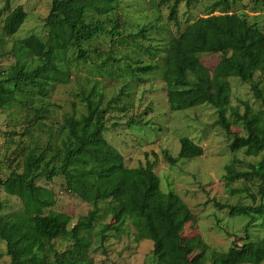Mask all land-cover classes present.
<instances>
[{
	"label": "trees",
	"instance_id": "1",
	"mask_svg": "<svg viewBox=\"0 0 264 264\" xmlns=\"http://www.w3.org/2000/svg\"><path fill=\"white\" fill-rule=\"evenodd\" d=\"M47 1L50 2L45 20L48 36L41 39L32 35L14 44L12 51L17 63L9 72L0 73V110L16 105L18 92L24 87H31L38 96H46L47 85L68 83L73 62L91 58L90 52L97 56L98 69H105L112 60L118 62L111 53L104 58L98 48L85 47L103 35L112 40L123 36L118 17L120 0ZM192 1L162 0L161 3H171L170 17L176 19L177 7L183 2L190 6ZM262 4L263 0H255L256 8ZM229 10V0H218L205 17L187 25L169 42L161 65L144 64L136 69L141 74H162L172 111L212 105L219 114L218 125L226 131L231 127L226 115L230 91L221 82L239 78L253 83L255 71L264 75V32L247 14ZM3 11L8 13L3 32L14 36L28 14L22 5L12 9L9 0ZM157 52L156 49L146 54L155 57ZM203 54L220 55L211 77L207 76L201 62ZM92 90L81 98L84 112L64 117V125L58 132L60 144L54 142L52 134L45 148H35L27 154L23 165L19 164L21 170H11L6 176L0 173V188L22 203V208L12 217L5 219L0 215V238L7 244L11 264H95L93 258L88 257L92 246L90 232L101 216L103 202H109L110 213L120 214L123 224L131 222L138 240L153 242L152 255L157 264H193L190 258L193 248L182 242L186 224L194 219L192 211L178 194L162 190L161 179L154 171L155 161L147 157L146 164L136 168L125 164L122 154L105 137L107 114L118 108H111L112 101L104 102L103 94L96 92V87ZM252 90L264 107L263 92L256 85H252ZM36 112L37 119L42 120L41 114H46L47 109L39 107ZM233 115L234 121H242L246 134L234 137L230 145L232 152L245 150L249 156L262 157L257 164L250 165L249 171L227 166L226 184L256 181L257 194L264 200V109L254 112L245 103L244 113ZM129 124L138 122L132 120ZM42 125L39 121L28 124L29 132L25 128L23 135L30 134L31 126ZM16 133L11 132V137ZM203 153V148L191 139L182 138L176 158L165 154L168 161L176 165L179 160L199 158ZM60 177L67 193L92 206L88 215L71 229V217L52 210L56 204L53 190L38 184L41 179ZM2 205L0 200V209ZM219 207L229 208L235 215L252 217L262 213L252 206ZM83 232L87 236H83ZM101 238L103 241L104 234ZM58 239H70L73 244L59 252L54 242ZM197 260L198 264H264V238L251 241L247 233L241 245L235 243L224 252L202 244Z\"/></svg>",
	"mask_w": 264,
	"mask_h": 264
},
{
	"label": "rangeland",
	"instance_id": "2",
	"mask_svg": "<svg viewBox=\"0 0 264 264\" xmlns=\"http://www.w3.org/2000/svg\"><path fill=\"white\" fill-rule=\"evenodd\" d=\"M161 1L120 0L118 17L123 36L112 40L103 35L85 47L88 50L98 48L104 58L111 53L118 62L112 60L105 69H98L97 56L90 52L91 58L73 62L68 83L47 85L46 96H38L31 87H24L18 92L16 105L0 110V173L6 176L11 170H21L27 154L35 148H45L53 135L54 142L60 144L58 132L64 125V117L84 112L81 98L88 96L96 87L100 91H95L103 94L104 102L112 101L114 105L111 108H118L107 114L108 131L105 137L122 154L125 164L136 168L145 165L147 157L155 161L154 171L161 179L162 190L178 194L192 211L194 219L186 224L182 242L193 248L190 258L193 264H198L202 244L224 252L235 243L241 245L247 233L251 241L264 238V200L257 194V182L240 180L227 186L225 181L227 166L249 171L250 165L261 160L262 155L249 156L245 150L232 152L230 145L236 135L246 134L242 121H234L236 117L233 114L242 115L245 103L254 112L264 109L262 101L252 90V85H256L264 94V75L255 71L253 83L239 78L221 82L230 91V105L226 113L231 122L229 131L218 125L219 114L212 105L172 111L162 74H141L136 69L144 64L161 65L169 42L179 36L187 25L205 17L218 0H193L190 6L183 2L177 7L176 19L170 17L171 3L162 4ZM9 3L12 9L22 5L28 15L16 35H5L3 25L8 13L3 11L6 0H0V73L9 72L16 65L18 59L12 48L18 40L32 35L41 39L48 36L45 20L50 11L49 1L9 0ZM229 4L232 13L247 14L264 32V0L258 8L255 0H229ZM156 49L155 57L146 54L147 51L154 53ZM200 59L207 76L211 77L220 62V55L203 54ZM39 107L47 109L46 114H41L42 120L36 116ZM132 120L138 124L130 125ZM35 121L43 125L31 126L30 134L23 135L28 124ZM13 131L17 133L11 137ZM26 132H29L28 128ZM182 138L191 139L203 148L204 153L202 157L182 159L172 165L165 153L176 158ZM38 184L53 190L56 204L52 210L71 217L70 229L92 209L90 204L66 192L61 177L41 179ZM0 200L3 204L0 215L5 219L22 208L20 199L6 194L2 188ZM219 205L252 206L262 213L252 217L235 215L229 208ZM109 206V202L100 205L101 216L90 232L92 246L88 257L93 258L95 264H157L152 255L153 242L138 240L131 222L123 224L120 214L108 211ZM106 225L112 228L102 230ZM82 234L87 236L85 232ZM54 242L59 252L73 244L70 239ZM11 263L7 244L0 238V264Z\"/></svg>",
	"mask_w": 264,
	"mask_h": 264
}]
</instances>
